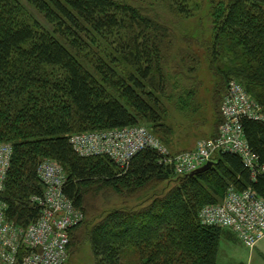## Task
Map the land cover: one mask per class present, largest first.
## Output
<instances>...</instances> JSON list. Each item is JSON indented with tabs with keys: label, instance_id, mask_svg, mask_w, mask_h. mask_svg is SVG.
<instances>
[{
	"label": "trees",
	"instance_id": "1",
	"mask_svg": "<svg viewBox=\"0 0 264 264\" xmlns=\"http://www.w3.org/2000/svg\"><path fill=\"white\" fill-rule=\"evenodd\" d=\"M21 1L0 0V141L13 146L1 195L6 219L22 227L39 220L43 206L35 198L44 196L45 183L38 170L52 160L66 171L64 195L83 213L69 230L68 257L86 240L96 264H124L121 250L127 247L138 251L141 264H216L229 229L202 224L199 213L221 203L230 188H251L264 199V118L241 119L257 158L255 174L232 152H217L212 166L194 174L177 172L169 160L174 148L167 157L147 147L125 166L107 155L81 156L73 134L142 121L170 148L168 100L183 110L194 106V82L180 76L195 72L197 55L189 45L171 68L169 48L178 32L172 19L155 10V0H25L46 24ZM202 1L201 19L210 20L213 41L200 37L197 28L184 40L205 45L209 64L217 63L220 101L236 80L264 115V0ZM165 2L185 18L200 9L187 0ZM225 39L241 61L228 70L219 66ZM172 78L180 80L175 89ZM165 182L171 187L158 190ZM104 191L143 200L93 212L89 206ZM26 252L21 247L19 258Z\"/></svg>",
	"mask_w": 264,
	"mask_h": 264
},
{
	"label": "built area",
	"instance_id": "2",
	"mask_svg": "<svg viewBox=\"0 0 264 264\" xmlns=\"http://www.w3.org/2000/svg\"><path fill=\"white\" fill-rule=\"evenodd\" d=\"M222 115L224 120L217 137L200 142L195 151H183L169 158L177 165L179 174H187L213 160L217 152L239 154L255 174L257 158L248 145L241 119H263L261 106L241 83L232 80L222 102ZM71 142L81 156L107 155L121 166L147 147L170 156L166 146L140 125L77 133L72 135ZM12 155V144L0 143V264H64L68 259L69 230L83 219V213L63 193L66 171L56 161L40 164L38 171L45 183V193L35 199L43 206L42 215L37 222L22 227L6 219L7 205L1 198ZM200 218L205 225L232 229L249 247L264 239V199L251 188H230L223 202L204 206ZM21 247L27 252L19 258Z\"/></svg>",
	"mask_w": 264,
	"mask_h": 264
},
{
	"label": "rangeland",
	"instance_id": "3",
	"mask_svg": "<svg viewBox=\"0 0 264 264\" xmlns=\"http://www.w3.org/2000/svg\"><path fill=\"white\" fill-rule=\"evenodd\" d=\"M156 4H154V8L156 11L161 13L164 17L166 16L169 19V22H173V28H175L178 32V38L174 40L171 49L169 48V59L172 61L171 68L175 67L176 61L182 59V53L188 46L192 47L197 55L196 62V70L190 75L185 73V76H180V79L183 81L194 82V86L196 87L197 94L194 98V106H191V110H183L181 107L178 108L175 104L174 98H170L168 100L169 104V115L171 118L168 119V122L172 124L173 134H172V143L170 148H168L169 152L174 149L176 151H172L174 155L180 151L191 152L195 151L194 149L198 148L200 142L202 141H210L214 137H217L220 131L219 119H220V108L222 112V100L219 99L218 92L216 93V87L219 82V76L216 75V71L218 72L217 63H215V68H213L209 63L210 58L207 57L206 54V46L200 44H189L184 40V35L191 34V32L197 28V33L200 37L207 39L208 42L213 41V29L210 20L207 17L201 19L205 9V3L202 0H199L198 6L197 0H187L188 4L195 10L196 7L200 9L195 12L193 17H183L176 16L172 14L170 11V7L165 2L166 0H155ZM183 1V0H177ZM29 13L37 17L41 22L45 23L44 20L35 12V10L25 1H21ZM155 3V2H154ZM173 15V16H172ZM175 16V17H174ZM173 17V18H172ZM166 18V19H167ZM46 24V23H45ZM201 26V27H200ZM202 35V36H201ZM224 43L221 45V54L219 55L220 63L219 66L224 68V70H228L229 68H233L240 64V56L237 54V49L230 43L229 41H223ZM221 70V69H220ZM180 81L176 79L172 82L175 84L174 88L177 87L176 81ZM189 80V81H188ZM192 85V86H193ZM253 96V95H252ZM253 100L256 98L253 97ZM194 109V110H193ZM223 122V121H222ZM221 122V124H222ZM140 126L146 127L153 134L152 125L146 121H142ZM219 126V127H218ZM154 135V134H153ZM154 137H156L154 135ZM158 138V137H157ZM2 142V141H0ZM172 183V182H171ZM170 182L159 183L157 184L158 190L164 188H170ZM106 192V191H104ZM107 194L98 195L94 197V205H90L89 208L93 209V207L98 208L101 211L109 210L116 207H123L126 205H134L138 202H141L143 199H134V198H126L120 196L113 191L106 192ZM87 195H90L87 193ZM92 197V196H91ZM91 201V200H90ZM93 212L94 209L92 210ZM226 237L223 238L221 244V252L219 250L218 254V262L219 264H226L227 260L224 256L225 250H229L233 245L237 246V250H242V254L244 249L243 244L240 240L229 230L226 229ZM122 260L124 264H141V256L138 251L133 247H127L121 250ZM231 259H228V262ZM64 264H96L95 257L93 254V250L88 241H81L75 249H71L70 256Z\"/></svg>",
	"mask_w": 264,
	"mask_h": 264
},
{
	"label": "crops",
	"instance_id": "4",
	"mask_svg": "<svg viewBox=\"0 0 264 264\" xmlns=\"http://www.w3.org/2000/svg\"><path fill=\"white\" fill-rule=\"evenodd\" d=\"M242 247L245 248L243 254L242 250L238 251L236 249L237 246L235 245H233V247H231L229 250H225L223 257L227 258L225 261L227 262L226 264H264V239L260 241V243L254 248L246 247L244 244ZM229 258L231 261L228 262ZM218 260L216 264H219Z\"/></svg>",
	"mask_w": 264,
	"mask_h": 264
},
{
	"label": "water",
	"instance_id": "5",
	"mask_svg": "<svg viewBox=\"0 0 264 264\" xmlns=\"http://www.w3.org/2000/svg\"><path fill=\"white\" fill-rule=\"evenodd\" d=\"M213 165V161H210L208 162L207 164H205L203 167L197 169L196 171H200V170H203V169H206V168H209L210 166ZM196 171H193L192 174H194Z\"/></svg>",
	"mask_w": 264,
	"mask_h": 264
}]
</instances>
